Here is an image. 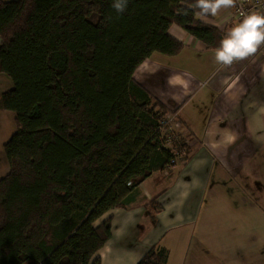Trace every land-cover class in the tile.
<instances>
[{"label":"trees","instance_id":"trees-1","mask_svg":"<svg viewBox=\"0 0 264 264\" xmlns=\"http://www.w3.org/2000/svg\"><path fill=\"white\" fill-rule=\"evenodd\" d=\"M0 0V72L12 86L0 110L14 112L0 177V264H102L113 209L128 208L140 184L170 177L189 148L165 146L169 108L136 78L153 52L177 54L178 26L217 49L225 30L197 0ZM181 156V157H180ZM155 220L161 203L142 204ZM152 245L136 264H167Z\"/></svg>","mask_w":264,"mask_h":264},{"label":"crops","instance_id":"crops-1","mask_svg":"<svg viewBox=\"0 0 264 264\" xmlns=\"http://www.w3.org/2000/svg\"><path fill=\"white\" fill-rule=\"evenodd\" d=\"M240 21L232 6L209 20L226 33ZM170 32L182 49L153 52L134 77L171 111L188 159L148 192L142 182L131 207L113 209L102 264H136L154 244L168 249L167 264H264V56L257 46L224 65L217 49L178 26ZM11 86L0 72V92ZM14 122L13 111L0 110V177ZM156 196L161 208L151 220L142 204Z\"/></svg>","mask_w":264,"mask_h":264},{"label":"clouds","instance_id":"clouds-1","mask_svg":"<svg viewBox=\"0 0 264 264\" xmlns=\"http://www.w3.org/2000/svg\"><path fill=\"white\" fill-rule=\"evenodd\" d=\"M234 0H197V6L204 13L215 15L221 6H232ZM126 0H118L114 7L123 11ZM264 43V16L252 13L245 15L242 21L232 27L222 39L216 50V60L230 65L234 60L246 58ZM177 82L179 81L177 78Z\"/></svg>","mask_w":264,"mask_h":264},{"label":"rangeland","instance_id":"rangeland-1","mask_svg":"<svg viewBox=\"0 0 264 264\" xmlns=\"http://www.w3.org/2000/svg\"><path fill=\"white\" fill-rule=\"evenodd\" d=\"M38 2L39 3H43L42 0H33V1L30 2L28 8L17 19L16 23L14 24L15 27L24 26L28 22L29 16L33 12V10H34V8H35V6L37 5ZM166 119H167V121H165V122H168L169 126H168L167 129H163V133H165V135H166V143H165V146L167 148L171 149L172 151H174L176 153V155H185V152H186L185 147H183V148H180L179 147L178 148V146L177 145H174V143H173V141L175 139H177V137H173L172 138V134H175L177 132L175 130V126H174V118H173V116L171 114H169ZM14 125H15V122H14ZM183 142H184V140H183ZM185 145H187V144H185ZM179 162L180 161H177L176 164L179 163ZM152 180H153V178L152 177H149L145 181L144 188L147 189V192L149 191V185H151Z\"/></svg>","mask_w":264,"mask_h":264},{"label":"built area","instance_id":"built-area-1","mask_svg":"<svg viewBox=\"0 0 264 264\" xmlns=\"http://www.w3.org/2000/svg\"><path fill=\"white\" fill-rule=\"evenodd\" d=\"M258 14L264 16V0H234L232 14L235 19H243L245 15ZM259 52L264 56V43L258 46ZM239 61L234 60L231 64Z\"/></svg>","mask_w":264,"mask_h":264}]
</instances>
